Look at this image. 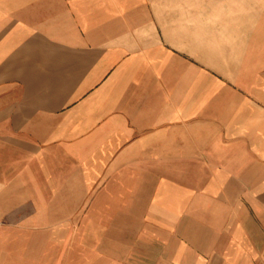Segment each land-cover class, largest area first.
Returning a JSON list of instances; mask_svg holds the SVG:
<instances>
[{
	"label": "crops",
	"instance_id": "obj_1",
	"mask_svg": "<svg viewBox=\"0 0 264 264\" xmlns=\"http://www.w3.org/2000/svg\"><path fill=\"white\" fill-rule=\"evenodd\" d=\"M0 264H264V0H0Z\"/></svg>",
	"mask_w": 264,
	"mask_h": 264
}]
</instances>
